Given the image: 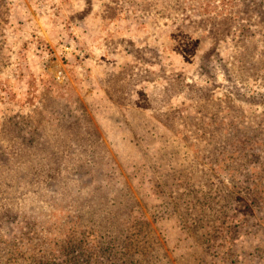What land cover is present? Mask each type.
I'll use <instances>...</instances> for the list:
<instances>
[{
    "label": "rangeland",
    "instance_id": "1",
    "mask_svg": "<svg viewBox=\"0 0 264 264\" xmlns=\"http://www.w3.org/2000/svg\"><path fill=\"white\" fill-rule=\"evenodd\" d=\"M263 163L264 0H0V264H264Z\"/></svg>",
    "mask_w": 264,
    "mask_h": 264
},
{
    "label": "trees",
    "instance_id": "2",
    "mask_svg": "<svg viewBox=\"0 0 264 264\" xmlns=\"http://www.w3.org/2000/svg\"><path fill=\"white\" fill-rule=\"evenodd\" d=\"M243 148H245V146ZM238 152H239V157L236 160H233V158L230 157L231 164L234 162L235 163L239 162L240 161L239 158L244 156V151H242V149ZM219 164H220L219 162H214L212 169L214 170L216 167L219 166ZM223 170H225V169H223ZM225 173L231 174V176H232L234 173V170L230 169L229 167L228 168L226 167ZM236 183L237 184H235L233 187H235L236 185L237 186L239 185V187L243 188L244 183H241V179H239ZM237 198L238 197H236L235 199H237ZM252 198L255 201H257V200H259V195H257L256 193H253ZM232 199H233V197H232ZM112 242H114V241L112 240ZM60 245H61L60 247H57L56 249L50 250L51 251L50 256L52 257V260L56 259V258L62 259L63 264H95L96 263V261H94V262L91 261L92 257H88L84 254L85 252H84L82 240L64 241V242L60 243ZM34 264H43V263H42L41 259H36Z\"/></svg>",
    "mask_w": 264,
    "mask_h": 264
}]
</instances>
